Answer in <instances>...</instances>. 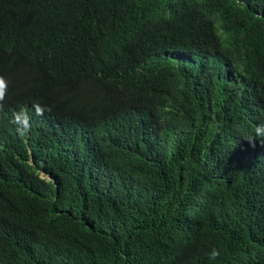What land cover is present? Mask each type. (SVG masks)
<instances>
[{
	"label": "trees",
	"instance_id": "obj_1",
	"mask_svg": "<svg viewBox=\"0 0 264 264\" xmlns=\"http://www.w3.org/2000/svg\"><path fill=\"white\" fill-rule=\"evenodd\" d=\"M8 31L0 264H264V0H0Z\"/></svg>",
	"mask_w": 264,
	"mask_h": 264
},
{
	"label": "clouds",
	"instance_id": "obj_2",
	"mask_svg": "<svg viewBox=\"0 0 264 264\" xmlns=\"http://www.w3.org/2000/svg\"><path fill=\"white\" fill-rule=\"evenodd\" d=\"M19 41L16 34L12 31L4 32L0 35V66L8 75L15 73L16 59L19 53L18 51ZM4 74V73H3ZM8 80L1 74L0 75V144L4 142L6 133L12 126V123L16 125V131L24 137L31 130V116L28 111L21 108L18 112L12 115L4 110V100L7 95ZM34 110L37 115H43L45 111H50L46 107H42L40 104H35ZM261 138L259 143L264 146V123L258 124L254 129V135L249 136L246 140L252 147L256 146L257 138ZM219 256V252L213 249L210 253V258L215 259Z\"/></svg>",
	"mask_w": 264,
	"mask_h": 264
}]
</instances>
